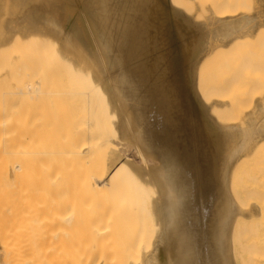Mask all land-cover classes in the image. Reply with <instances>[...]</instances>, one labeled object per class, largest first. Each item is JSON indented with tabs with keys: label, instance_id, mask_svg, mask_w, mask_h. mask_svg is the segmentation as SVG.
Listing matches in <instances>:
<instances>
[{
	"label": "bare ground",
	"instance_id": "6f19581e",
	"mask_svg": "<svg viewBox=\"0 0 264 264\" xmlns=\"http://www.w3.org/2000/svg\"><path fill=\"white\" fill-rule=\"evenodd\" d=\"M3 1L0 46L16 34L60 39L68 58L89 72L81 80L84 84L86 78L92 105L86 103L88 117L80 118V113L74 118L87 129H56L51 145L34 146L37 158H32L41 159L30 162V169L21 168L17 145L0 143V264H236L231 229L240 212H248L240 207L253 205L251 216L256 204L240 206L230 192L224 176L226 152L244 140L252 145L244 147L242 157L251 156L264 141V130L256 129V123L251 126L252 118L214 120L211 108L227 109L229 99L203 97L202 103L199 97L202 104L197 103L193 76L198 50H174L165 19L172 9L168 0H151V7L148 0H38L26 4L23 13L22 0ZM260 2L257 9L264 14ZM147 5L153 13L148 34L135 28L128 32L134 15ZM16 8L21 9L17 16L12 14ZM72 12L77 22L83 19L90 49L54 27L56 15L68 19ZM232 16H215L207 24L221 48L240 37L235 29L241 17ZM193 39L194 47L200 44V35ZM89 52H94L93 63ZM96 97L99 101L93 104ZM107 115L114 118L106 120ZM195 123L215 129L197 134ZM91 148L97 149L94 154ZM126 156L139 165H129L132 160ZM147 185L156 188L155 197ZM111 240L129 247L114 245L110 255L96 253L98 245L110 246ZM249 245L254 248L255 243Z\"/></svg>",
	"mask_w": 264,
	"mask_h": 264
},
{
	"label": "rangeland",
	"instance_id": "374dc122",
	"mask_svg": "<svg viewBox=\"0 0 264 264\" xmlns=\"http://www.w3.org/2000/svg\"><path fill=\"white\" fill-rule=\"evenodd\" d=\"M34 1L38 0H22V2H19L22 6H19L20 4H16L15 6L26 9L30 7V2ZM148 1L151 7V0ZM259 1L260 0H168V5L172 8L170 9L172 11H166L165 19L170 24L171 42L174 44V50H180L181 52H187V50L190 49L191 52L193 50H198V64L193 76V81L197 82L195 86L198 84L195 91H193V97L195 94L197 97L195 100L199 97L201 98V96L202 100L199 98V101H202V103L204 102L203 97L210 99L209 101L217 97L219 98L220 96V98L224 97L226 101L229 99V103L227 102L229 107H227V109L214 108L212 110L211 108L210 112H213H211L210 115L214 120H220L221 122L226 121L228 123L238 122L243 120V118L245 121L252 118L256 122L251 121L252 119L249 120V122L251 121V126L256 123L258 125L257 127L255 126L256 124L254 125L256 129L264 130V18L262 17L263 9L262 12H260L261 9H257ZM263 2L264 1L261 0L260 5L263 4ZM26 4L27 7L25 6ZM205 4H207V6ZM205 6L208 9L204 8ZM4 7L5 1L0 0V20L5 19ZM18 9H13L14 11L12 14L17 16L18 12L21 13V9L17 12ZM173 9H178L179 12ZM23 12L24 10L22 13ZM74 14L76 17V13L72 12V15ZM231 15H233L232 17L240 16L242 18H240L241 23L238 22V27L236 29L234 27L235 30L239 29V31H236L238 33L233 32V28V30L231 29L232 33L240 34V37L227 48H221L217 40L211 35V30L208 28L211 22L209 20L213 21V19H217L216 17L218 16V19L221 17L224 19L225 16H227L228 19L231 18ZM244 15L246 18L242 17ZM247 16L250 18L247 19ZM152 18L153 13L147 5L145 10H138L137 15H134L130 23L131 25H129L126 30L128 29V32H132L135 28L141 34L147 35ZM246 22L248 23L246 24ZM243 23L245 24L242 25ZM201 26L204 27L201 28ZM244 26L246 29H243L245 28ZM0 29H2V32L4 31L2 26ZM1 31L0 35L2 36L4 32L2 33ZM196 35H200L201 41L199 45L194 47L193 37ZM59 40L60 39L57 41L55 39V43L53 37L50 35H46V37L38 35V37H30L29 39L22 38V36L20 37V35L16 34L7 45L0 46V143L6 145L15 144L19 147V159L22 169H30V162L32 164V161L35 160L34 158H37V156L35 157L32 155V151L36 150V147L38 149L43 145H51V142L53 143V133H55L53 130L62 129L61 131L64 132L65 130V132H67L73 127L70 131L77 132L80 129H87V125H84L83 120L80 119V121H75V119L78 120L77 118L78 116L80 117V113L83 114L80 118H84L85 115L88 117V106L86 103L88 102L89 96H86L88 93L85 88L88 85L84 86L86 84V78L83 82L84 84H82L81 79L89 72L87 69L84 71L85 67L84 69L77 68L79 66L75 65L76 63L68 58L71 56H67L71 54H66L62 50ZM89 47L90 46L87 48ZM121 53L122 52H120L119 55ZM90 54L91 52H89V59L91 62H94L96 59L94 52L92 53L93 57ZM108 54L109 53L106 52V57H109L110 54ZM113 66L115 67L116 64H113ZM211 85L213 87H211ZM208 86L210 88H208ZM84 89L86 93L83 92ZM207 94H209V96ZM207 99H205L206 102H209ZM98 101L99 99L96 97L93 99L92 103H98ZM197 103L200 102L197 100ZM88 104L92 105L89 102ZM254 111H257L256 114ZM99 113L102 114L101 111H99ZM99 116L98 114L97 117H94L99 118ZM101 116L103 117V115ZM107 116H109V118L106 117V120L114 118V116L111 115ZM256 117L260 119L257 118V121V119H255ZM191 119L197 121L195 116H192ZM79 122L81 123L79 124ZM249 122L246 125L248 130L251 127L249 126ZM75 123H77V125ZM74 124L75 126H73ZM66 127L68 130H66ZM194 129L197 134L205 135L208 130H213L215 127L195 123ZM50 130H52V132L51 135L48 136ZM49 138L50 140H48ZM33 141H36L37 144ZM248 145L250 146L252 143L242 140L228 148L226 152L228 162L224 167V176L226 177L230 192L233 195L235 194L234 198L236 202L238 204L240 203V206L241 204L242 206L246 205L248 201L251 202H248V205L249 203L256 204L254 211L257 212L258 215L255 216L256 213L254 212L255 215L252 213L250 216L249 209L250 206H252L250 210L253 211V205L244 206L245 208L239 206L243 211L246 208L249 209H246L248 212L244 214L240 212L241 215L237 216L232 227L233 229H231V241L236 264H264V252H262V250L264 251V141L256 144V146H258L255 148L253 154L249 153L252 154L251 156L249 155L250 157L247 155L248 157L244 156L243 158V152L246 150L244 147ZM95 150L92 149L93 152H91L94 154V152H96ZM69 157H67V159ZM126 157L128 162L132 160V163L130 162L129 165H134V162L139 165L133 157ZM39 159H41V157L38 158V161L36 159L33 163L40 162ZM77 159H79V157ZM81 159L84 158L82 157ZM127 159L125 158L124 160L127 161ZM149 186L150 188L152 187L151 185L145 186L148 190V194L153 196L156 195V188H151V191ZM215 195L216 191L212 203L215 201ZM214 206L215 203L212 207ZM212 207L210 208L211 210H209L211 212H209L210 217H212L214 213H212ZM151 215L153 219V214ZM243 217L245 218L243 219ZM154 224L155 223L152 224V222L150 224L151 227L153 226V229L155 228ZM207 227L205 226L206 230H208ZM253 242L255 243L254 248L252 246ZM249 243L252 247H250ZM107 244H111L112 246H107L105 244L101 248L102 245H98L96 253L110 255V247H112L110 251H114L116 246L117 248L120 246L123 247L125 243L111 240L110 243L108 242ZM119 244L123 245L119 246ZM262 246L263 248H261ZM128 247L129 246L126 247L125 245L123 248L126 249ZM145 247H147V243Z\"/></svg>",
	"mask_w": 264,
	"mask_h": 264
},
{
	"label": "snow or ice",
	"instance_id": "6c2138e0",
	"mask_svg": "<svg viewBox=\"0 0 264 264\" xmlns=\"http://www.w3.org/2000/svg\"><path fill=\"white\" fill-rule=\"evenodd\" d=\"M89 23H92L91 19L89 20ZM54 27H57L61 32L65 33L69 41L77 42L82 47L87 46L89 43L87 29L83 28V19H81L80 22H77L75 15H72L68 19L56 15Z\"/></svg>",
	"mask_w": 264,
	"mask_h": 264
},
{
	"label": "crops",
	"instance_id": "0c3cea01",
	"mask_svg": "<svg viewBox=\"0 0 264 264\" xmlns=\"http://www.w3.org/2000/svg\"><path fill=\"white\" fill-rule=\"evenodd\" d=\"M262 16H263V14H262ZM243 17H245V16H243ZM193 19V18H192Z\"/></svg>",
	"mask_w": 264,
	"mask_h": 264
}]
</instances>
